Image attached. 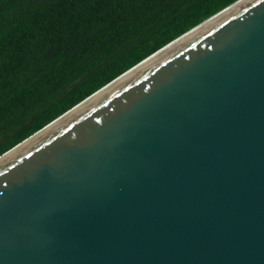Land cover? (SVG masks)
Listing matches in <instances>:
<instances>
[{
    "label": "water",
    "instance_id": "1",
    "mask_svg": "<svg viewBox=\"0 0 264 264\" xmlns=\"http://www.w3.org/2000/svg\"><path fill=\"white\" fill-rule=\"evenodd\" d=\"M238 1L0 154V264H264V0Z\"/></svg>",
    "mask_w": 264,
    "mask_h": 264
},
{
    "label": "trees",
    "instance_id": "2",
    "mask_svg": "<svg viewBox=\"0 0 264 264\" xmlns=\"http://www.w3.org/2000/svg\"><path fill=\"white\" fill-rule=\"evenodd\" d=\"M234 0H0V154Z\"/></svg>",
    "mask_w": 264,
    "mask_h": 264
},
{
    "label": "bare ground",
    "instance_id": "3",
    "mask_svg": "<svg viewBox=\"0 0 264 264\" xmlns=\"http://www.w3.org/2000/svg\"><path fill=\"white\" fill-rule=\"evenodd\" d=\"M246 0H240L238 1L236 4H233L232 6L235 7V6H238L240 5L241 3L245 2ZM233 7H230V8H233ZM229 8V9H230ZM227 9V10H229ZM192 32V31H190ZM189 32V33H190ZM189 33H186L185 35H183L182 37H179L178 39L174 40L173 42L169 43L168 45H166L165 47H163L162 49H160L159 51H157L156 53H154L153 55H151L150 57H148L147 59H145L143 62H141L140 64H138L136 67H134L131 71H128L127 73H125L124 75H122L121 77H119L118 79L114 80L112 83H110V85H108L106 88L108 89L109 87H111L112 85H114L115 83H117L119 80H121L122 78H124V76H126L127 74H129L130 72H133L134 70H136L137 68H139L140 66H142L143 64H145L146 62L152 60L153 58L159 56V54H162L165 50L169 49L171 46L175 45L177 42H179L180 39L184 38V36H188ZM101 90H106V89H101ZM101 92V91H99ZM98 94V93H97ZM90 100V99H88ZM88 102V101H87ZM77 108V107H76ZM63 116L62 117H59V119L53 121V123H51L50 125H48L47 128H50L53 124L59 122L60 120H62ZM42 132V131H41ZM39 133H37L34 137L30 138L29 140H27L25 143H23L22 145L20 146H23L25 145L26 143H28L29 141H31L32 139H34L35 137L38 136ZM20 148V147H18ZM10 154V153H8ZM7 154V155H8ZM5 155V156H7ZM3 158V157H2ZM1 160V159H0Z\"/></svg>",
    "mask_w": 264,
    "mask_h": 264
}]
</instances>
